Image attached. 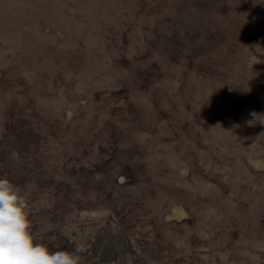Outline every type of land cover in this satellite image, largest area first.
Segmentation results:
<instances>
[{
  "label": "rangeland",
  "instance_id": "obj_1",
  "mask_svg": "<svg viewBox=\"0 0 264 264\" xmlns=\"http://www.w3.org/2000/svg\"><path fill=\"white\" fill-rule=\"evenodd\" d=\"M3 176L82 264H264V0H0Z\"/></svg>",
  "mask_w": 264,
  "mask_h": 264
},
{
  "label": "clouds",
  "instance_id": "obj_2",
  "mask_svg": "<svg viewBox=\"0 0 264 264\" xmlns=\"http://www.w3.org/2000/svg\"><path fill=\"white\" fill-rule=\"evenodd\" d=\"M250 116L249 124L260 117L255 112ZM29 207L20 187L7 176L0 177V264H82L79 246L54 251L40 240L33 230ZM80 215L92 217L91 213Z\"/></svg>",
  "mask_w": 264,
  "mask_h": 264
}]
</instances>
